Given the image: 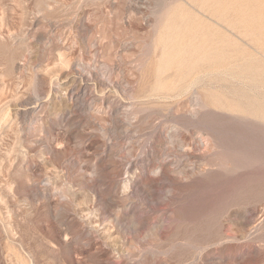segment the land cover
I'll use <instances>...</instances> for the list:
<instances>
[{
	"label": "rangeland",
	"instance_id": "obj_1",
	"mask_svg": "<svg viewBox=\"0 0 264 264\" xmlns=\"http://www.w3.org/2000/svg\"><path fill=\"white\" fill-rule=\"evenodd\" d=\"M247 100L264 0H0V264H264Z\"/></svg>",
	"mask_w": 264,
	"mask_h": 264
},
{
	"label": "bare ground",
	"instance_id": "obj_2",
	"mask_svg": "<svg viewBox=\"0 0 264 264\" xmlns=\"http://www.w3.org/2000/svg\"><path fill=\"white\" fill-rule=\"evenodd\" d=\"M209 9V6H208ZM255 68V67H254ZM256 69V68H255ZM259 72V71H258ZM203 75V74H202ZM232 77V76H231ZM233 78H235L233 76ZM198 78H195V80H197ZM195 83V82H193ZM195 85V84H194ZM253 85V84H252ZM262 89V88H261ZM260 90V89H259ZM256 91V90H255ZM258 93V92H257ZM258 96V95H257ZM165 98V96H164ZM105 104V103H104ZM199 107L196 109H193L190 111L191 115L194 116L195 118H200V116L202 115L203 112V108L204 106L199 104ZM260 109H264V106L262 104H257L256 102H254L253 100H247L245 103H237L235 105H233V108L235 111L244 113V114H248V116L253 115V116H264V110H259ZM170 134V133H169ZM172 140H173V134L169 136ZM245 139V138H244ZM198 146L201 147V145H212V140L210 141L208 138H202V140H198L197 141ZM235 144V143H234ZM201 149V148H200ZM203 150V149H202ZM201 150V151H202Z\"/></svg>",
	"mask_w": 264,
	"mask_h": 264
}]
</instances>
